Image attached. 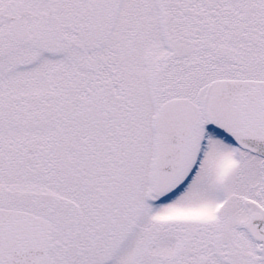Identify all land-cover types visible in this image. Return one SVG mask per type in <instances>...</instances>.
<instances>
[{"label":"snow or ice","instance_id":"6c2138e0","mask_svg":"<svg viewBox=\"0 0 264 264\" xmlns=\"http://www.w3.org/2000/svg\"><path fill=\"white\" fill-rule=\"evenodd\" d=\"M0 264H264V0H0Z\"/></svg>","mask_w":264,"mask_h":264}]
</instances>
